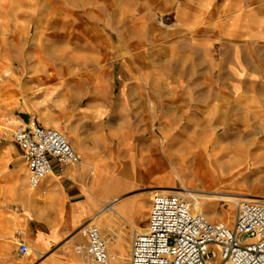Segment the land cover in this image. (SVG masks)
<instances>
[{
	"label": "rangeland",
	"instance_id": "obj_1",
	"mask_svg": "<svg viewBox=\"0 0 264 264\" xmlns=\"http://www.w3.org/2000/svg\"><path fill=\"white\" fill-rule=\"evenodd\" d=\"M132 1L0 0V110L27 112L36 124L62 133L73 151L76 134L86 132L96 133L108 160L121 147L130 148L134 159L145 158L133 170L141 184L123 194L108 185L77 187L94 200L95 212L46 251L35 250L22 233L14 216L18 201L1 199L0 264H42L51 258L83 264L73 247L88 222L100 229L108 250L111 245L126 250L110 257V264H126L128 234L144 229L150 199L162 189L184 196L264 198V0H222L225 7L213 12L207 28L212 51L207 62L213 66L185 72L174 66V49L189 29L173 25L171 11L134 10ZM218 20L229 25L217 26ZM231 20L241 25L231 26ZM236 37L244 40L249 55L242 59L247 73L238 79L216 65L228 50L226 42L230 46ZM197 152L217 179L194 181ZM255 154L261 155L259 162ZM87 173L86 182H93L98 164L90 163ZM15 179L5 168L2 198L17 196L20 187H7ZM27 192L37 201L33 216H42L38 200L44 196L40 190ZM122 197L137 202L135 222L127 225L110 211L101 212ZM186 197L208 220L231 228L235 202ZM58 200L56 194L44 220L60 223L63 216L67 224L68 204ZM18 240L29 248L23 257L17 254Z\"/></svg>",
	"mask_w": 264,
	"mask_h": 264
},
{
	"label": "crops",
	"instance_id": "obj_2",
	"mask_svg": "<svg viewBox=\"0 0 264 264\" xmlns=\"http://www.w3.org/2000/svg\"><path fill=\"white\" fill-rule=\"evenodd\" d=\"M132 2V9L134 10L171 11L172 24L180 28L187 27V30L189 29L190 34L182 33V35H180L178 51L174 49L176 53V57L174 58L175 68H179L182 72H185L191 71L197 66H213L212 63L210 64L207 62L212 52L207 28L211 27L213 24L211 18L213 12L225 7L224 3H221L222 0H133ZM236 3L233 2L232 5H237ZM228 9L229 8H227V10ZM224 24L229 25L228 21L223 22L218 20L216 22V25L220 27L224 26ZM230 25L239 26L241 22L239 23L237 20H231ZM240 38L243 39V37ZM225 45H227L228 50L225 51L222 63L219 60L216 62V65L224 67L226 73L230 77L234 79L236 77V79H238L241 73H247L242 63V59H244L245 56H249L248 54L246 55L244 40H239V37H236V39L232 40L230 46L228 41ZM249 51L247 47V52L249 53ZM202 72V76L205 77L207 72ZM202 83H204V81ZM30 120V114L27 112L23 114H21V112L14 114L13 111L0 110V123L8 121L10 123L26 124ZM123 121L126 122L127 120ZM93 128L95 132L98 131V126L93 125ZM95 134L96 133H91L90 135L86 132L76 134L77 140L72 141V145L75 151H77L74 152L78 156L79 162L68 167H60L54 164L52 173L42 181L39 190L40 194L44 197L42 200L38 201H40L39 205L42 207L44 214L38 218L33 216V209L36 207L37 201L31 199V194L27 192V190L29 192L31 191L27 188L25 158L14 144L10 142L7 143V141L0 138V180L2 179L4 181L6 168L10 177H15V180H17V183L12 182L7 185L9 190L13 187H20L16 197L11 196V198H6V196H3L2 198L0 195V201L1 199L5 201H18L19 210L14 216L21 222L22 233L29 236V242L35 250L46 251L51 245L59 241L62 234L64 235L69 232L68 228L72 229L77 227L83 218L95 212L94 200L91 196H87L86 192L77 189V187L80 186L87 189L88 186H92L96 189L108 185L115 194H123L130 188L141 184L140 181H142V177L138 176V174L134 176L133 170L134 167L138 169L143 164L145 158L142 159V157H140L134 159L132 150L124 146L125 148L121 147L112 153L111 159L108 160V153L101 151V144L99 140H96L97 137ZM84 143L87 144V148L84 146ZM193 155L194 161L196 155H200L203 159L202 154L199 152ZM254 160L255 162H259L261 160V155L257 156V154H255ZM90 163H97L99 168V175L93 182H90L91 185L86 182L88 177L87 167ZM221 168V170L228 169L225 166ZM106 171H108V176H106ZM194 181L201 183L199 179H195ZM2 186L3 188L5 187L4 184H2ZM65 190L66 193L64 192ZM56 194L57 196L59 195V204L61 203L63 206L68 204L69 221L67 224L62 221L63 216L61 217L60 223L44 220L48 218L47 214L50 213L52 207L56 203ZM113 208L114 211L110 212L119 217L121 222H125L124 224H129L126 221L135 222V214L138 209L136 200L129 197H122L116 200ZM145 226L146 223L144 227ZM125 227L126 226L121 228L125 229ZM128 237L130 241L126 255L130 253L131 233L128 234ZM124 252H126V250H124L123 247L119 248L116 245H111L108 250L109 256L113 258ZM42 264H75V261L71 259L51 258Z\"/></svg>",
	"mask_w": 264,
	"mask_h": 264
},
{
	"label": "built area",
	"instance_id": "obj_3",
	"mask_svg": "<svg viewBox=\"0 0 264 264\" xmlns=\"http://www.w3.org/2000/svg\"><path fill=\"white\" fill-rule=\"evenodd\" d=\"M0 138L22 152L30 190L41 187L54 164L68 167L79 162L62 133L33 120L0 123ZM143 230L131 231L126 264H264V202L254 199L236 203L233 224L228 228L208 220L182 194L155 193ZM81 236L73 253L83 264H110L106 240L97 226L86 223ZM28 252L27 244L18 240L17 254L23 257Z\"/></svg>",
	"mask_w": 264,
	"mask_h": 264
},
{
	"label": "bare ground",
	"instance_id": "obj_4",
	"mask_svg": "<svg viewBox=\"0 0 264 264\" xmlns=\"http://www.w3.org/2000/svg\"><path fill=\"white\" fill-rule=\"evenodd\" d=\"M191 175H192V177L194 179H199L201 181H203L205 179V177H209V178H211V180L212 179L215 180L218 177L217 173L212 168L208 169L206 167V164L203 163L202 157L200 155H196V157H195V163H194L193 168L191 170ZM39 189L40 188H36V189H32V190H39ZM158 189H160V188H158ZM156 192L167 193V192H171V191H167V189L166 190L162 189V190L156 191ZM173 193H178V192H173ZM183 193L185 194V192H183ZM185 195L188 196V197H191L193 199H196L198 197V196H193V195L189 194V192L187 194H185ZM199 197L204 198V199L214 200V201L222 200V201H224V203L225 202H232V203L235 202V203H237L239 200H241L240 198H237L236 196H234V197L233 196H222L220 194L210 195V196L201 194V195H199ZM242 199H246V198L243 197ZM248 199H254V200L259 201V202H264V198L249 197ZM115 202H116V199H114L113 201H111L108 204H105V206L101 210V212L102 211H112L113 212L114 211L113 205H114ZM194 205H196V207L198 209L197 204H194ZM142 231H144V230H140V232H142Z\"/></svg>",
	"mask_w": 264,
	"mask_h": 264
}]
</instances>
